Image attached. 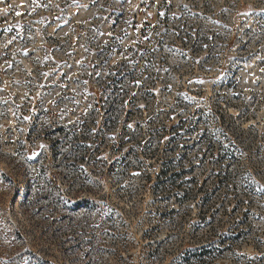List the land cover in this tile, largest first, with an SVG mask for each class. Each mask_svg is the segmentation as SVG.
<instances>
[{"label":"rangeland","instance_id":"374dc122","mask_svg":"<svg viewBox=\"0 0 264 264\" xmlns=\"http://www.w3.org/2000/svg\"><path fill=\"white\" fill-rule=\"evenodd\" d=\"M0 264H264V0H0Z\"/></svg>","mask_w":264,"mask_h":264},{"label":"snow or ice","instance_id":"6c2138e0","mask_svg":"<svg viewBox=\"0 0 264 264\" xmlns=\"http://www.w3.org/2000/svg\"><path fill=\"white\" fill-rule=\"evenodd\" d=\"M17 15H20V13H17Z\"/></svg>","mask_w":264,"mask_h":264}]
</instances>
